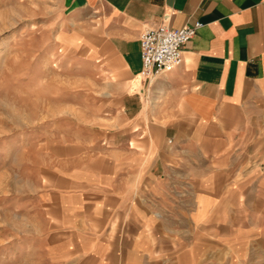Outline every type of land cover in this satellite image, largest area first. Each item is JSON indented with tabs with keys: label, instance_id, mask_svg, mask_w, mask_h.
Masks as SVG:
<instances>
[{
	"label": "crops",
	"instance_id": "obj_1",
	"mask_svg": "<svg viewBox=\"0 0 264 264\" xmlns=\"http://www.w3.org/2000/svg\"><path fill=\"white\" fill-rule=\"evenodd\" d=\"M108 85L38 191L53 264H264V0H59ZM202 21L140 74L146 25Z\"/></svg>",
	"mask_w": 264,
	"mask_h": 264
},
{
	"label": "rangeland",
	"instance_id": "obj_2",
	"mask_svg": "<svg viewBox=\"0 0 264 264\" xmlns=\"http://www.w3.org/2000/svg\"><path fill=\"white\" fill-rule=\"evenodd\" d=\"M99 74L59 0H0V264H53L38 191L60 144L106 123Z\"/></svg>",
	"mask_w": 264,
	"mask_h": 264
},
{
	"label": "built area",
	"instance_id": "obj_3",
	"mask_svg": "<svg viewBox=\"0 0 264 264\" xmlns=\"http://www.w3.org/2000/svg\"><path fill=\"white\" fill-rule=\"evenodd\" d=\"M202 24V21L194 20L180 26L165 23L144 26L139 36L140 74L148 78L180 64L183 45Z\"/></svg>",
	"mask_w": 264,
	"mask_h": 264
}]
</instances>
